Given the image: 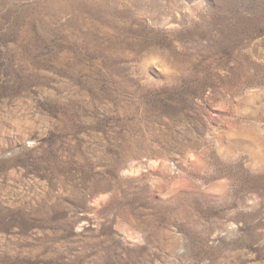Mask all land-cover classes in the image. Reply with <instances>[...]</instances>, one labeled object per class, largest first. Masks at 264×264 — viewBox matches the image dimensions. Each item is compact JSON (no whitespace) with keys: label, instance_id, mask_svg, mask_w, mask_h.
I'll return each mask as SVG.
<instances>
[{"label":"rangeland","instance_id":"374dc122","mask_svg":"<svg viewBox=\"0 0 264 264\" xmlns=\"http://www.w3.org/2000/svg\"><path fill=\"white\" fill-rule=\"evenodd\" d=\"M0 264H264V0H0Z\"/></svg>","mask_w":264,"mask_h":264}]
</instances>
